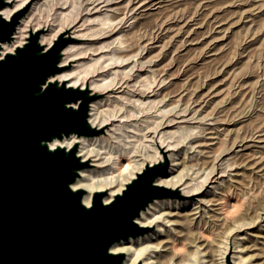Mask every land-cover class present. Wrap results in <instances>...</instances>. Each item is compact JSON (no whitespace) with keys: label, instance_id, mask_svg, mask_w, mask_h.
<instances>
[{"label":"rangeland","instance_id":"obj_1","mask_svg":"<svg viewBox=\"0 0 264 264\" xmlns=\"http://www.w3.org/2000/svg\"><path fill=\"white\" fill-rule=\"evenodd\" d=\"M10 1L11 5L4 8L25 1L13 13L28 7L20 19L29 20L28 29L40 23L42 35L62 27L75 39L69 44L79 52L60 65L63 54L58 63L61 71L53 78L85 67V85L90 89L91 82L99 81L101 75L104 82L115 80L107 88L91 89L102 95L94 102L106 106L120 94L143 90L148 79L145 88L153 106L149 112L156 116L152 128H158L166 155L174 153L180 165L172 168L167 159V175L182 179L178 186L170 187L179 195L153 200L173 229L166 228L160 244L178 254L200 244L215 259L227 240L239 242L250 263L264 264V0ZM92 8L95 11L86 13L85 9ZM112 30L116 35L108 39ZM120 39L119 48L113 50ZM111 40L114 42L109 44ZM13 41L15 35L8 44ZM121 52L129 56L121 62L119 68L123 70L115 68L118 73L114 77L113 62ZM130 69L135 79L128 78L127 86L119 75L121 70L127 73ZM158 78L162 83L156 84ZM70 81L73 76L65 80L67 84ZM83 84L78 80V86ZM157 107L166 113L164 122L158 118ZM132 122L115 117L103 125V134L86 139L97 147L106 145L103 140L111 136L108 130L120 127V132L127 131L130 136ZM120 136L123 142L132 140L124 133ZM134 145L137 165L154 163L156 155L143 139ZM92 159L90 156L86 169H99ZM136 167L129 171L136 173ZM187 181L189 187L184 184ZM202 189V193L194 194ZM105 196H109L108 190ZM206 202L209 209L200 217L193 207ZM147 229L143 234L152 230Z\"/></svg>","mask_w":264,"mask_h":264},{"label":"water","instance_id":"obj_2","mask_svg":"<svg viewBox=\"0 0 264 264\" xmlns=\"http://www.w3.org/2000/svg\"><path fill=\"white\" fill-rule=\"evenodd\" d=\"M11 3L0 0V11ZM27 9L8 18L0 12V264H121L123 253L110 247L148 230L133 219L153 200L180 194L156 183L167 175L168 160L162 153L145 164L110 202H102L106 191L93 192L84 205L85 190L71 185L90 163L80 162L77 143L48 144L103 134L88 121L91 102L102 95L53 78L75 40L67 31L48 46L39 42L42 28L28 31L25 42L1 56Z\"/></svg>","mask_w":264,"mask_h":264},{"label":"bare ground","instance_id":"obj_3","mask_svg":"<svg viewBox=\"0 0 264 264\" xmlns=\"http://www.w3.org/2000/svg\"><path fill=\"white\" fill-rule=\"evenodd\" d=\"M24 3H25V1H23L19 6L6 7L3 9V11H1V14L5 18H8L15 10H17L19 7H21ZM133 9H134V7H133ZM85 10H86V13H90L94 9L92 8V9H85ZM60 17H64V16L61 15ZM28 23H29V20H26V19L21 20V22L16 27V30L14 32L15 41H13L11 44H8V42H4L2 44L1 56H3L4 53H6V52H13L12 50L15 47L20 46L23 42H25L24 39H25V37H27L26 30H29L30 33H35L36 30H38L40 27H42V25L40 23H38L36 25V27L28 29ZM61 31H63L62 27H60L56 31H53L52 34L40 35L39 42L41 44L47 43L48 45H50L52 43L53 39ZM112 32H114V33L109 35V37H107L108 39L111 38L112 36H114L113 34L116 35V31L112 30ZM113 42L114 41L110 42L109 44H112ZM121 43H122V40L121 39L118 40L116 43V46H115L116 48H114L113 50L116 51L119 48L118 46ZM101 47L102 46H100V48ZM74 48H75V45L69 44V46H67L64 49V51H63L64 57L61 60L60 65H65V63L69 60L70 57L77 55V53L79 51H77L76 48L75 49ZM92 50H94V49H92ZM130 54H132V53H130ZM127 56H129V54L127 52H123V53L121 52V54L119 53V55L117 56V59H116L117 61L114 60V62H113L116 65L112 69L118 68V71H119V69H122L119 67H121V65H122L121 62L124 61V59H126ZM94 64H95V61H94ZM138 64H139V62H138ZM139 66H140V64H139ZM142 66L143 65H141V67ZM99 68L102 69L103 67H99ZM122 70L120 71L119 78L121 79V81L123 80V83H125V85L127 84V86H128V84H129L128 78L133 77L132 76L133 74H131L132 70L130 69V71L127 73L126 72L124 73V71H122ZM118 71H117V69H115V72H113L115 74L114 77L117 76ZM141 72H143V71H141ZM87 73H88V69H86L84 67V69H82V71L74 72L71 70V71H66V72L60 73L57 76L58 77L57 79L59 82H62V81L68 80L71 76H73V81H70V83H68L67 85L68 86H70V85L77 86L78 80H82L84 82V84L82 85L81 88H84V86H86L85 85V83H86L85 78L87 76ZM138 73L139 72L136 71L135 77H137ZM52 79L53 78H51V80ZM103 79H104V76L101 75V79L99 81H92L91 86H90L91 89L93 88V89L99 90L102 88H107L109 86H112L115 83L114 82L115 80L114 81L108 80V81L104 82ZM132 79L134 80L135 78H132ZM158 79L159 80L156 84L162 83L163 79H160V78H158ZM118 80H116V81H118ZM146 82H147L146 85H145V83L143 84V82H142V84L147 86L148 85V79ZM151 83L152 82H149V84H151ZM120 84H122V83H120ZM145 86H143V88H144L143 90L132 91L133 90L132 89L130 92L127 91L128 93L120 94L119 97H121V98L118 97V98H115L114 100L111 99V101L113 100L112 103L107 104L106 106L103 103L101 104L99 102H94V101L91 102V104L89 106L88 121H89L91 126L97 128V129L102 128L103 125L108 124L111 121H114L115 117H121V118H127V119L134 120V122H132L133 126L130 128V130H131L130 136L127 134V131L126 132L125 131L120 132L122 130V129H120V127H119V129L117 127H113L112 130L107 131L111 136L110 137L107 136V138L103 140V141L106 140L104 142V143H106V145H101L100 147H97L96 144H94V141H92L90 139H86V137H77L75 134H71L68 137H63L61 140L55 139V140L49 142L48 145L51 148H53L55 145H60L62 147H66L67 149H69L72 144L77 143L78 149L76 151V155L79 158L80 162L88 164L90 156H93V159H92L93 162L100 165L99 169H89V168L88 169H86V168L80 169L78 172V177L76 178V181L73 182L71 185V188H73V189L85 190V194H84L83 199H82L85 206H89L93 192H103V191L105 192L108 190L109 196L103 197L102 202L104 204L110 202L113 199V196L120 193L121 189L124 188L125 184L127 182H129L132 178H134L135 173L133 171H129V169L133 170V168L136 167V165H137L136 157L138 156V154L136 153L137 150L135 151V149H134L135 148L134 143L137 141V139H139V140L143 139V141L147 143L146 146L154 151L156 156L152 160L153 162L158 161L159 158H161L163 156L162 153H164L166 158L169 161L171 160V167L172 168H175L179 165L178 160L176 159V157H174V153L169 154V156L166 155L167 149H165L163 146L164 140L163 141L161 140V135H159L158 131H157L158 128L157 129L152 128V123L155 120L156 116L155 117H154V115L152 116L149 112V110H151V108L153 106H152V103L148 101L150 97L147 93V89L145 88ZM132 87H133V85H132ZM132 87H130V88H132ZM159 88H160V86H159ZM150 91L151 90H149V92ZM160 92H161V90H160ZM155 96H157V95H155ZM158 96L160 97V94ZM163 96H165V94H163ZM151 99L153 100L154 98H151ZM104 102H106V101H104ZM155 111L159 114L158 118L161 119V122H164L163 120H166L165 119L166 113L161 112L158 107L155 109ZM158 118H157V120H158ZM168 118L170 121V117H168ZM177 127H179V126H177ZM126 128H128V125L126 126ZM181 129H182V127H181ZM121 133H124V136H126V139L131 138L132 140H129L128 142H123L122 139L120 138ZM169 135H170V133H169ZM100 143H101V141H100ZM168 145H167V147H168ZM149 155L151 156V154H149ZM147 157H148V155H147ZM221 160H223V159H221ZM140 163H141V161H140ZM150 163H152V162H150ZM226 163H227V160H226ZM90 164H91V162H90ZM143 165H144V163H142V165H137V167H136L137 171H140L142 169ZM226 165L228 166L229 163ZM230 167H231V165H230ZM137 171H136V173H137ZM180 181H182L180 176L174 174V175H169V176L166 175L164 177H159L156 180V183L158 185H162L164 187L169 188V187H176L177 182H180ZM184 184L186 185V187H189L188 181L184 182ZM177 186H178V184H177ZM202 191H203V189L200 191L194 192V194L202 193ZM199 201H197V202H199ZM149 205L145 208V210H141L139 212L138 216H136L133 219V222L135 223L136 226H140V227H147V228L152 229L155 226L154 229L150 230V232L147 234H143L142 236H138V238L137 237H134V238L128 237L125 240H121L117 243H114L110 247V251L112 253H120V254L123 253L124 259H123L121 264H227L226 263L227 261H229L230 264H252L246 258V256H243V251L239 248V242H238V244H234V242L230 243V241H228V240H227L228 242L226 241V243L224 244L222 249L219 250L220 252L217 255L218 257H216L215 259L212 258L213 256H211V257L208 256L207 255L208 252H205V250H202L203 248L200 246V244H196L195 246H193V250H191V251L187 250V251L180 253V254H178L176 252V250H173V249L170 250V246H169V248H167L166 244H165L166 246L162 243L160 244V241H161L160 238L166 232V228L168 227L169 229H172V228H170L171 227L170 222H169L170 219H168L166 217V214L161 213L162 210L160 211L161 207L158 204H153V202H152ZM160 205H161V203H160ZM201 207H203V208H201ZM193 208H194V210H196L195 211L196 213H200L199 214L200 217L202 216V213H205L206 210L209 209L207 202L202 204V206L198 205L197 207H193ZM211 209H212V207H211ZM215 210H216V208H215ZM164 211H166V210H164ZM216 219H217L216 221L218 222V216ZM217 225H219V224H217ZM240 246H242V245H240Z\"/></svg>","mask_w":264,"mask_h":264}]
</instances>
